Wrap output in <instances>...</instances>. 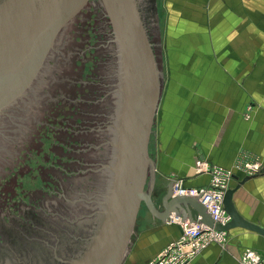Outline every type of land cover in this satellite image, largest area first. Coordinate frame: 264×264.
<instances>
[{
	"label": "water",
	"instance_id": "95a60500",
	"mask_svg": "<svg viewBox=\"0 0 264 264\" xmlns=\"http://www.w3.org/2000/svg\"><path fill=\"white\" fill-rule=\"evenodd\" d=\"M148 1L142 6L141 0H42L30 19L22 13L24 7L16 4L9 6L13 11L8 15L0 13V118L26 94L63 28L88 4L97 3L103 8L116 39L132 57V101L127 123L123 122L126 132L121 155L111 163V187L98 203V212L77 217L67 211L66 200L60 198V176L69 177L76 173V168L83 171L84 167L82 132L73 128L74 135L73 131L62 133L66 128L59 124V101L43 104L52 107L43 120L50 121L48 125L53 127L48 132L50 141L42 144V150L37 148V137L45 132L46 122L36 135L31 121L33 128L28 130L23 149L15 146L16 131L20 129L17 118L10 117L0 124V227L4 226L0 228V264H123L141 204L160 223H165L173 213L192 219L194 210L216 231L228 234L231 229L241 228L264 238V227L242 217L233 201L236 191L259 174L240 181L232 176L236 184L229 186L223 197V209L229 216V222L223 226L212 222L196 198L174 196L172 181L156 182L155 163L148 146L161 96L162 73L157 4L156 0ZM148 5L152 17L145 16L144 23L139 8L148 9ZM84 15L70 26L69 38L63 37L58 55L66 61L58 62L62 77L57 80L72 79L76 83L82 65L80 76L89 74L98 61L100 44L107 45L101 10ZM145 24L151 33L149 39ZM87 57L95 59L86 61ZM75 106H64V111L72 108V112L80 113L81 109ZM6 130L11 131L9 135ZM8 137L9 143L5 141Z\"/></svg>",
	"mask_w": 264,
	"mask_h": 264
},
{
	"label": "rangeland",
	"instance_id": "374dc122",
	"mask_svg": "<svg viewBox=\"0 0 264 264\" xmlns=\"http://www.w3.org/2000/svg\"><path fill=\"white\" fill-rule=\"evenodd\" d=\"M156 4L162 90L148 146L153 161L157 144L163 148L171 138L185 149L182 153H197L201 139L219 129L222 114L240 111L242 120L252 122L264 110V0H156ZM196 160L195 175L210 180ZM251 162L260 170L264 165L257 150L244 146L229 167L208 163L246 176L245 165ZM148 213L141 204L123 264L142 259L141 236L157 231H152Z\"/></svg>",
	"mask_w": 264,
	"mask_h": 264
},
{
	"label": "flooded vegetation",
	"instance_id": "af4514ba",
	"mask_svg": "<svg viewBox=\"0 0 264 264\" xmlns=\"http://www.w3.org/2000/svg\"><path fill=\"white\" fill-rule=\"evenodd\" d=\"M141 1L142 6L147 4L144 2L145 0ZM146 1L149 3L148 0ZM1 4L3 5L1 6ZM13 4H16L18 7H24L22 13L28 15L30 19L35 10L42 4V0H0V13L8 15L9 11H13ZM98 9L101 10V16L105 20L103 27L107 31V40L105 42L107 45L102 46L100 44L101 48L99 49L100 53L98 54L99 57H97L98 61H96V65L93 66V69L89 70V74L85 73L84 76H80L81 70L84 67L82 65L79 72V80L76 83L72 79L71 81L57 80L62 77L61 70L59 72L58 66L60 64L58 62L59 60H65V58H60L58 55L63 47H61L63 37L67 36L70 26L75 22L77 17L85 18L84 12L96 13ZM139 9L144 23L150 15L152 17L150 6L148 9H145V7H140ZM146 31L149 39L151 33L147 28ZM67 37L69 38V36ZM66 40L67 44L68 39ZM94 57H87L86 61L95 59ZM131 58V56L130 58L128 57L119 39H116V34L103 8L97 5V3L88 4L63 28L61 34L56 39L55 46L49 52L34 83L26 94L21 97L17 104L10 107L8 111H4L0 118V124L4 120L10 119V117L14 120L17 118L19 121L20 129L16 131L18 133L17 143L15 144L14 142L13 144L15 146L18 145L20 149H23L21 147H23V143L28 137V130L33 128L32 124H35V134L37 135V132L42 130L41 126L46 122L45 132L37 137L39 139L37 148L40 147L38 150H42V144L50 141L48 132L53 127L52 125H48L50 121L43 120V115H46L48 112L50 113L52 107H44L45 105L43 104H57L59 101L58 106H61L59 108V116L61 118L59 124L63 123L66 128L64 132H61L65 134L66 132L73 131L74 135L73 128L77 129L78 132L80 131V134L82 132L81 148L83 155L81 156V160L84 170L76 168V173H70L69 177L68 175L66 178L60 176V180L63 181L61 182V186H59L61 190L60 194H62L60 198L66 200L64 202L67 205V211L77 217L90 214L93 211L98 212V203L101 202L106 191L111 187L110 167L112 161L116 162L120 158L122 139L126 132L123 128V122L127 123L128 108L131 107L132 101L130 86L132 73H130L129 65ZM69 64L73 68L71 61ZM76 84H79V86H76ZM56 92L58 95H56ZM75 105L81 109L80 113L78 111L72 112V108L68 112L64 111V106L69 109L70 107L76 108ZM46 116L48 117V115ZM10 132L6 130L5 133L9 135L8 133ZM5 141L9 143L11 141L10 137L5 139ZM72 141L74 140L72 139ZM61 144L63 145V142ZM24 153L21 156L23 158L25 157ZM75 164L76 166L79 165L78 162ZM49 183H51L50 185L54 184L53 181ZM74 187L78 189L74 190ZM52 198L54 199L55 197L52 196ZM10 217L11 215L7 214L6 218L10 219Z\"/></svg>",
	"mask_w": 264,
	"mask_h": 264
},
{
	"label": "crops",
	"instance_id": "0c3cea01",
	"mask_svg": "<svg viewBox=\"0 0 264 264\" xmlns=\"http://www.w3.org/2000/svg\"><path fill=\"white\" fill-rule=\"evenodd\" d=\"M243 100L240 101L242 103ZM252 122L242 120L240 111L222 114L219 129L201 139L197 153L193 150L182 153V146L176 143V139H170L162 148L157 144L155 163L156 182L163 183L176 177L184 181L187 187H204L209 178L206 175H195L193 170L194 157H202L213 165L229 167L241 147L257 150L264 159V110L257 114ZM168 116V114H167ZM169 117V116H168ZM219 120V121H220ZM159 141V137H158ZM238 181L245 176H237ZM167 179V180H166ZM236 181L232 179L231 186ZM235 207L242 217L264 227V165L262 172L248 180L233 197ZM159 209H163L161 203H157ZM191 210V209H190ZM196 217L194 210H191ZM149 214V213H148ZM175 214V213H173ZM172 214V215H173ZM153 218L150 235H142L143 241L139 244V261L134 264H145L155 257L168 243L177 239L180 229L176 225L160 223ZM246 249L256 251L264 262V238L258 234L241 228L228 231V241L225 245L211 244L200 253L192 264H241L240 256Z\"/></svg>",
	"mask_w": 264,
	"mask_h": 264
},
{
	"label": "built area",
	"instance_id": "2783aa9c",
	"mask_svg": "<svg viewBox=\"0 0 264 264\" xmlns=\"http://www.w3.org/2000/svg\"><path fill=\"white\" fill-rule=\"evenodd\" d=\"M196 165L201 173L210 175L208 184L198 188L187 187L182 179L172 177L169 180L173 182V195L196 198L214 224L226 225L229 222V216L223 209V197L230 186L233 173L209 164L202 157L197 158ZM262 169V166L260 170L257 163L251 162L245 165L244 172L246 176H253L262 172ZM166 222L178 226L179 237L168 243L145 264H192L193 260L209 245L222 246L228 241L226 232L216 231L207 226L200 216L190 219L173 214ZM240 262L241 264H264L258 253L249 249L243 251Z\"/></svg>",
	"mask_w": 264,
	"mask_h": 264
}]
</instances>
